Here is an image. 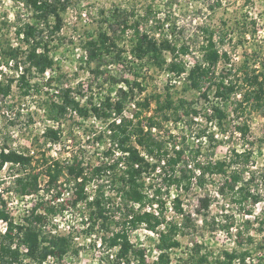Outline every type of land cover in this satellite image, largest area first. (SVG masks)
I'll use <instances>...</instances> for the list:
<instances>
[{
    "label": "rangeland",
    "instance_id": "374dc122",
    "mask_svg": "<svg viewBox=\"0 0 264 264\" xmlns=\"http://www.w3.org/2000/svg\"><path fill=\"white\" fill-rule=\"evenodd\" d=\"M65 3L67 8L63 12L59 28L54 27L52 19L50 25L53 27H48L46 31L49 34L54 29V35L48 37L50 54L55 61L49 76L40 75L32 69L26 73V81L30 85L28 94H24L27 89L25 84L21 86L14 81L10 94L0 95V148L6 146L26 153L31 148L36 151L35 162L30 168L21 169L9 162L0 170V211L4 210L5 195L10 191L20 192L18 178L26 175L33 167L35 171L43 170L46 165L43 157L57 155L64 163L76 157L84 162L86 177L100 184V196H104L103 206L106 207L104 214L110 217L107 220L103 217L98 219L93 207L81 209L70 205L71 212L66 214V224H71V227L61 230L69 239L67 250L79 256L73 264H120L114 255L115 248H111L106 242L112 229L123 225L125 205L118 189L120 179L115 174L119 170L92 176L96 165L106 161L111 147L107 121L94 116L84 119L70 111L62 118L64 132L60 142L57 146H48L49 138L41 133L47 119L48 101L60 100L62 90L70 87L82 103L91 106L103 101L107 95H112L117 88L125 86L129 91L133 89V97H137V101H143L144 98L150 100L147 108L139 110V106L131 104L133 97L129 98L126 102L127 116L131 117V113L137 111H142L141 116H149L156 109L157 97L164 99L169 93L174 99L194 100V107L200 111V116L190 124L187 131L182 124H186L189 117L183 109L178 113L180 123L174 125V132H170L169 129L173 127L166 125L164 121L161 124L164 132L158 133V137H164L168 145H173H169L167 149L174 150V145L177 144L180 147L187 145L191 149V144L194 147L199 144L202 150L198 159L216 160L226 157L233 148L240 151L250 148L253 154L243 174L244 181L249 180L252 174L249 187L252 192L261 196V200L256 203L251 200L240 203L233 193L220 192L224 181L222 174L209 176L204 190L197 188L195 178L190 191L172 186L170 192L163 196L166 199V218L159 226L161 230L168 227L170 219H181L183 215L178 209L176 197L180 198L185 212L193 211L201 194L209 193L213 198L208 216L211 223L204 224L198 220L200 226L196 230L190 229L186 234L178 235L181 245L170 250L172 264H194L191 253L196 243L203 244L202 252L210 253L211 259H223L225 250H237L238 253L248 250L245 263L236 258L230 264H264V110L247 108L238 114L234 110V99L223 102L213 92L206 99L200 91L189 86L187 78L177 77L175 82H170L163 75L164 68L155 66L147 59L138 60L132 55L130 49L134 40L133 28H128L124 35L121 42L124 50L118 59L107 54L100 63L89 64L85 49L86 41L95 38L98 32L99 9L120 6L135 14H143L147 7L152 6L156 19L169 17L170 26L167 24L161 30L163 35L169 36L170 28L176 27L170 37L191 45L192 52L184 57L187 64L193 65L195 58L200 59L199 46L204 37L202 27L210 26L216 30V38L219 39V47L224 54L220 66L229 61L227 66L234 67L241 76L246 68L264 70V0H67ZM29 21L37 24L32 12L24 4L15 0H0V44L3 45L0 46V80L9 82L19 75L16 68L8 63L2 47L11 43L14 46L21 45L25 50L27 43L19 31ZM168 56L170 59V54ZM95 68L100 72L92 70ZM206 87L203 86L202 90ZM214 105L223 107L228 113V120L222 128L215 120L206 121L205 115L209 114V109ZM171 119L176 121L175 118ZM242 121H246L250 127L248 134L243 135L237 129ZM204 127L207 132L205 138L201 139L198 133ZM68 152L70 156L67 155ZM149 177L150 183H163L158 172ZM45 179L44 175L40 177L42 183ZM61 186L67 187L63 183ZM163 189L165 191L166 187ZM41 202L42 207L47 206L45 200ZM246 209L250 211L247 212ZM100 238L102 245L99 244ZM130 239L137 248H144L147 253L149 250L151 259L159 236L143 223L130 231Z\"/></svg>",
    "mask_w": 264,
    "mask_h": 264
},
{
    "label": "trees",
    "instance_id": "16d2710c",
    "mask_svg": "<svg viewBox=\"0 0 264 264\" xmlns=\"http://www.w3.org/2000/svg\"><path fill=\"white\" fill-rule=\"evenodd\" d=\"M15 1L30 9L37 20V24L30 21L25 22L19 31L27 43L25 50L22 49L21 45L14 46L11 43L2 47L8 63H11L18 72L21 70L20 67L24 66L16 79H11L9 82H6L5 79L0 80V95L2 96L10 94L14 81L20 85L25 84L27 89L24 94H28L30 85L26 81V73L35 69L38 74L43 75L48 68L54 66L55 61L50 54L51 47L48 40L49 35H54V29H51L49 34L46 31L48 27H53L50 25L52 19L55 22L54 27L59 28V24L63 21V12L67 8L65 3L67 0ZM98 17V32L95 38L87 40L85 45L89 64L92 62L100 63L107 54H112L117 59L120 58L124 50L121 43L124 35L128 28H133L134 40L130 51L136 59H147L155 66L167 68L177 75L187 71V63L184 57L192 52L191 45L188 42H177L170 37L176 27L170 28L169 36L163 35L161 30L167 24L170 26L169 17H165L163 20L156 19L152 6L147 7L143 14H135L133 11L120 6H116L114 9L101 8L98 10ZM202 32L204 37L199 46L201 57L200 59L195 58V63L186 77L189 86L200 91L202 97L206 99L209 98L210 92H213V95L223 102L234 99L236 103L234 110L238 114L243 113L247 108L257 111L264 110V70L257 71V69L249 70L246 68L241 76L238 75V71L234 70V67L227 66L229 61H225L226 65L220 66L224 54L220 50L216 30L210 26H203ZM0 46L3 45L0 44ZM22 54L23 57H21ZM168 54L171 56L170 59ZM92 70L97 73L100 72L98 68ZM233 74L234 77H231ZM205 85L207 86L206 89L202 90ZM132 97L133 89L128 91L120 87L116 90V97L107 95L100 104H93L89 107L77 98L72 88L66 87L62 90L60 100L48 101L47 115L55 120H61L70 111L83 118H89L92 115L106 119L113 117L114 114L121 116L120 122L112 120L109 124V137L112 144L109 153H113V150L117 148L123 151V155H118L109 164L96 166L92 173L95 176L106 173L109 169L115 172L121 162L124 164L123 170L115 172L121 182L118 189L125 205L122 215L123 225L118 229H112L106 242L112 248L119 247L116 253L117 257L127 264H132L133 261H135L134 264H172L170 250L181 245L178 235L186 234L190 229L196 230L200 226L198 220L204 224L211 223L208 216L213 198L209 193H203L198 197L197 206L193 211L185 212L182 210L180 198L176 197L178 209L183 215L181 219H170L168 227L161 230L159 226L162 220L166 218L164 193H169L173 185L190 191L194 178L197 188L204 190L209 176L222 174L224 181L220 186V192L229 191L233 193L240 203L247 200L256 203L261 200V196L252 192L249 187V180H252L253 176L250 174V179L247 181H244L243 176L253 151L250 148H245L242 151L233 148L226 157L216 160L198 159L202 150L200 146L189 149L185 145L169 151L165 147L164 140L157 138L152 127H161L164 121L171 118L178 120V113L181 109L189 117L187 119L189 127L197 120L195 118L200 116V111L194 107L195 101L186 98L174 99L172 94L167 93L164 99L157 97L156 109L152 115L141 116L142 111H137L133 117L129 118L123 114V110L125 102ZM136 104L139 106V110H142L149 106L150 100L144 98L143 101L139 100ZM205 118L207 122L217 121L222 128L228 120V113L223 107L214 105L212 112L206 114ZM145 124L148 129L145 128ZM237 129L245 135L248 134L250 127L246 121H242L237 125ZM61 131V128L47 127L45 136L58 139ZM206 132V127L200 128L198 137L203 138ZM141 149L149 157H152L153 161L143 155ZM33 160L34 156L32 155L15 150L5 151L4 147L0 150V170L7 162L13 163L21 169H27L30 168ZM43 161L46 165L43 166L42 171H35L33 167L26 175L17 179L20 192L38 191L39 178L42 174L48 175L50 185H53L67 171L68 181L72 179L77 181V189L72 202L76 204L79 200L87 198L86 180L81 182L77 180L85 171L82 161L75 158L72 164L66 165L58 160L50 163L47 157H43ZM158 166L160 168L158 176L162 177L163 183H149L147 185L146 177L156 172ZM240 182L242 183L240 184ZM164 187H166L165 191ZM149 189L151 191H148ZM100 192L99 188L98 194L90 204L94 206L97 218L103 217L107 220L110 216L104 214L106 207L103 206L102 198L104 196L102 195L101 198ZM155 204L158 207V214L148 209ZM52 210L50 209V211ZM246 210L247 212L250 211V209ZM0 216L9 218V214L4 210L0 211ZM46 217V215L37 212L35 208L26 217V222L18 226L17 229L14 223L10 222L7 233L0 240V264H13L18 261L22 254L20 251L22 243L27 245V254L38 264H41L48 253L60 254L69 247L67 236L49 235L44 232L43 225ZM143 223L149 229L159 233L157 247L160 253L153 263L147 260L146 250L137 248L130 239V231ZM223 226L230 227V225ZM14 241L18 242L16 248L12 246ZM202 247L203 244L199 243L193 246L191 256L194 264H230L236 258L245 263L249 255L248 250L241 253H238L237 250L232 252L225 250L223 259H219V257L211 259L210 253L202 252ZM262 248L264 249V244Z\"/></svg>",
    "mask_w": 264,
    "mask_h": 264
},
{
    "label": "built area",
    "instance_id": "2783aa9c",
    "mask_svg": "<svg viewBox=\"0 0 264 264\" xmlns=\"http://www.w3.org/2000/svg\"><path fill=\"white\" fill-rule=\"evenodd\" d=\"M192 66H193L192 64L191 65L187 64V71L181 73L180 75H177L175 72L170 71L167 68H164L162 70V72H163V75L166 76V78L170 80V82H175L177 77L178 78L182 77L183 79H186L188 72ZM20 68H21V72H22L23 66H21ZM50 70L52 71V68H48L44 74L49 76ZM18 74H19V72H18ZM0 79H1V73H0ZM123 88L128 90L127 87H125V86ZM112 96L116 97V91H114L112 93ZM136 98L133 97V99L131 100V104H133L134 107L137 106V104H136L137 99ZM126 102H125V108L123 110V114L126 117H128L127 113H126ZM100 103L101 102H98L95 104H100ZM89 107H90V105H89ZM211 112H212V108L209 109V113H211ZM150 115H152V114L149 113V116ZM92 116H94L95 118L101 119V120L105 119L107 121L106 122L107 123V130H108L109 134H110V129H109L110 122L112 120H116L117 122L121 121V116H116L115 114L113 117H111L109 119H106L103 117L100 118L96 115H92ZM92 116H90V117H92ZM130 116L133 117L134 113H131ZM131 117H129V118H131ZM81 118H83V117H81ZM84 119H88V118H84ZM196 119H198V117H196ZM63 123L64 122L62 121V119L61 120H55V119L49 118V116L47 115V119L44 122L43 129H42L41 133L45 136V131H46L47 127H52L55 129H57V128L62 129ZM179 123H180V121H178V120L175 121L174 119H170V120L166 121V125L173 127V128L169 129L170 132H174L175 131L174 125L177 126ZM182 126L184 127V129H186V131L189 129L187 123L184 124V122H183ZM145 128L148 129V126L146 124H145ZM152 130L154 131L157 138H159L158 133L164 132L163 131L164 128L162 129L159 126H153ZM63 132L64 131L62 129V131L60 133V138H58V139L49 138L48 142H47L48 146H51V145L57 146L58 142H60V140H61V134ZM203 138H205V136H203ZM163 140H164L165 147L168 148V146L170 144L169 145L167 144V141H166V139H164V137H163ZM110 143H111V141H110ZM170 146H173V145H170ZM191 146L194 147V144H191ZM196 146H200V145L196 144ZM111 147H112V144H111ZM138 147L141 148L140 146H138ZM174 147H176L177 149L180 148V146L178 144L174 145ZM2 148H0V150ZM4 150L9 151L12 149H9L8 147L5 146ZM18 152H22V151H18ZM22 153L34 156L33 161L35 162L36 151L34 148H31L28 151V153H26V152H22ZM142 154L153 161V158L149 157V155L144 150H142ZM67 155L70 156L71 155L70 152H68ZM118 155H123V151L116 148L113 150V153H108V157H106L105 162L98 163L96 166L109 164V163H111L112 159L116 158ZM46 156H47V158H49L50 163L54 162L55 160H58V161H60V163H62L64 165L72 164L76 158V157H73V159H71V161H67V163H64L62 161V159H60L57 155L56 156L52 155L53 157H50V155H46ZM7 163H9V162H7ZM82 164L84 165V162H82ZM84 168H85L84 174L79 176L77 180L80 182L83 180H86L85 192L87 194V198L85 200H79L76 204H74L72 201L74 199L75 191L77 189V185H76L77 181L74 179L68 181L67 171H65L64 175H61L60 178L57 180V182L53 185H50L49 176L46 174H42V175H44V178H46V179L42 183L40 178H39V190L36 192L22 193V192L10 191L7 195H5L4 197H5L6 202H5V205L3 206V209L9 214V218H5L3 216H0V240L7 233L8 229H9V224L11 221L14 223L15 228L17 229L18 226L23 225L26 222V217L29 216L35 208H36L37 212L46 215L47 216L46 219H48V220L50 219L49 222H48V220L46 222V219L44 221L43 229H44V232L46 234L64 235L61 232V230L66 229V228L69 229L71 227V224H66L67 223L66 214H69L71 212V206L72 207L75 206V208H81V209H85L88 206L94 208V206H92L90 203L94 201L96 195L98 194V190L100 188L99 183L94 182V180L91 181V180H89L88 177H86L87 169L85 166H84ZM123 169H124V164H123V162H121L116 170L121 171ZM159 171H160V168L158 166V169L156 172H159ZM107 172H112V170L109 169V170H107ZM92 176L94 177V175H92ZM146 179H147V185H148L150 183L149 182L150 177L147 176ZM62 183L65 184L67 187L62 188V186H61ZM173 186H176V185H173ZM59 188H60V190L61 189L62 190L68 189V190H67V192H63V191L61 192L59 190ZM91 188H93V190H91ZM148 191H151V189H149ZM120 197H121V194H120ZM44 200L46 201V205L48 207L47 206L42 207L41 201H44ZM66 200H68L70 204ZM47 202H49V204H47ZM154 206H156V207H155V210L153 212L158 214L157 204H155ZM154 206L148 207V209H150L152 211ZM50 209H53V210L50 211ZM98 219H100V218H98ZM157 235L159 236L158 232H157ZM99 244L100 245L103 244L102 238H100ZM12 246H13V248H16L18 246V242L14 241L12 243ZM113 248H115V250H116L114 255L118 259L116 253H117L119 247L116 246ZM20 251L22 252L21 258L18 261H15L13 264H38L31 256H29L27 254L28 253L27 245L22 243L20 245ZM159 253H160V250L158 249V247H156L154 249V255H152L151 259H149V250H148V253L146 252L147 260L149 262L153 263L158 258ZM78 259H79L78 255H76V254L72 253L70 250L66 249L65 251L61 252L60 254H56V253H52V252L48 253L46 255V257L42 260L41 264H73V262L77 261ZM118 260H119L120 264H127L122 259H118ZM133 262H135V261H133Z\"/></svg>",
    "mask_w": 264,
    "mask_h": 264
}]
</instances>
